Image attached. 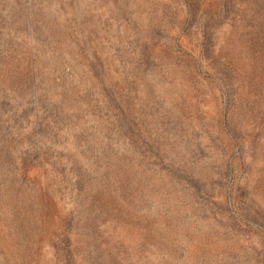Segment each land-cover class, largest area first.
<instances>
[{"label": "rangeland", "instance_id": "obj_1", "mask_svg": "<svg viewBox=\"0 0 264 264\" xmlns=\"http://www.w3.org/2000/svg\"><path fill=\"white\" fill-rule=\"evenodd\" d=\"M0 264H264V0H0Z\"/></svg>", "mask_w": 264, "mask_h": 264}]
</instances>
